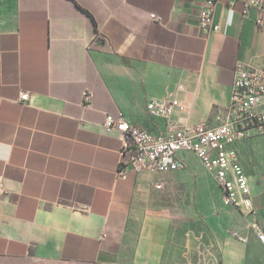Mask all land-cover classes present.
Masks as SVG:
<instances>
[{"label":"crops","instance_id":"crops-1","mask_svg":"<svg viewBox=\"0 0 264 264\" xmlns=\"http://www.w3.org/2000/svg\"><path fill=\"white\" fill-rule=\"evenodd\" d=\"M245 1L217 0L206 37L203 0H0V264H164L172 219L143 200L204 167L185 152V169L118 176L107 115L158 132L148 100L178 97L179 122H219L238 64L264 62V17ZM251 134L239 152L254 212L208 219L215 264H264V136Z\"/></svg>","mask_w":264,"mask_h":264},{"label":"built area","instance_id":"built-area-1","mask_svg":"<svg viewBox=\"0 0 264 264\" xmlns=\"http://www.w3.org/2000/svg\"><path fill=\"white\" fill-rule=\"evenodd\" d=\"M216 3L217 0H203L200 8L199 26L206 37L219 29L214 17ZM250 7L258 9L262 20L264 0H246V10ZM152 15L160 19L156 14ZM93 99V90L84 89L82 104L92 107ZM17 100L30 104L32 94L21 90ZM177 108L190 110L178 97H152L148 100L149 114L165 121V128L158 132L138 127L124 116L115 119L107 115L106 124L121 140L117 175L126 177L129 165L137 172L150 170L162 174L182 170L187 166L182 153L191 152L218 184L225 206L254 212L249 175L241 160L239 145L252 135V131L264 136V62L252 60L238 64L231 101L219 122L182 123L174 118ZM156 187L161 188L162 184L157 183ZM256 230L264 244V227Z\"/></svg>","mask_w":264,"mask_h":264},{"label":"rangeland","instance_id":"rangeland-1","mask_svg":"<svg viewBox=\"0 0 264 264\" xmlns=\"http://www.w3.org/2000/svg\"><path fill=\"white\" fill-rule=\"evenodd\" d=\"M198 176L192 177L185 170L171 187L162 185L143 200L148 214L159 209L172 219L164 264H215L219 261L220 252L208 219L221 213L223 196L204 168Z\"/></svg>","mask_w":264,"mask_h":264}]
</instances>
